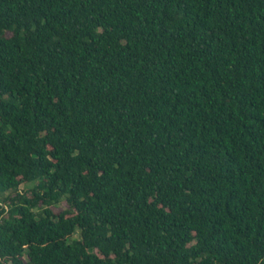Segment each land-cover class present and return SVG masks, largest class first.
I'll use <instances>...</instances> for the list:
<instances>
[{
	"label": "trees",
	"instance_id": "16d2710c",
	"mask_svg": "<svg viewBox=\"0 0 264 264\" xmlns=\"http://www.w3.org/2000/svg\"><path fill=\"white\" fill-rule=\"evenodd\" d=\"M0 205V264H264V0H0Z\"/></svg>",
	"mask_w": 264,
	"mask_h": 264
},
{
	"label": "rangeland",
	"instance_id": "374dc122",
	"mask_svg": "<svg viewBox=\"0 0 264 264\" xmlns=\"http://www.w3.org/2000/svg\"><path fill=\"white\" fill-rule=\"evenodd\" d=\"M28 187H29V185H27V186L21 185L19 189L21 191H25V190L28 189ZM65 208H67L66 203L62 202L59 205H56V206L52 207V210H53L54 213H59L62 210H65Z\"/></svg>",
	"mask_w": 264,
	"mask_h": 264
},
{
	"label": "built area",
	"instance_id": "2783aa9c",
	"mask_svg": "<svg viewBox=\"0 0 264 264\" xmlns=\"http://www.w3.org/2000/svg\"><path fill=\"white\" fill-rule=\"evenodd\" d=\"M0 206H3V205H0ZM5 209H7L5 206H3Z\"/></svg>",
	"mask_w": 264,
	"mask_h": 264
}]
</instances>
